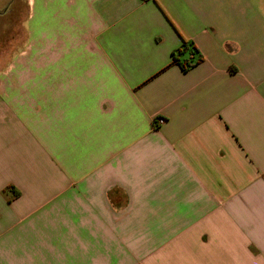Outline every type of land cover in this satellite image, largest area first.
<instances>
[{
  "label": "crops",
  "instance_id": "0c3cea01",
  "mask_svg": "<svg viewBox=\"0 0 264 264\" xmlns=\"http://www.w3.org/2000/svg\"><path fill=\"white\" fill-rule=\"evenodd\" d=\"M24 1L0 264H264V0Z\"/></svg>",
  "mask_w": 264,
  "mask_h": 264
},
{
  "label": "rangeland",
  "instance_id": "374dc122",
  "mask_svg": "<svg viewBox=\"0 0 264 264\" xmlns=\"http://www.w3.org/2000/svg\"><path fill=\"white\" fill-rule=\"evenodd\" d=\"M5 9H10V11L15 10V9L24 11L26 9L25 1L24 0H0V11L5 10ZM16 21H18L19 23L18 18H16L13 15L5 19H2L0 17V43L6 44L7 42H10L12 40L23 41L24 39L23 31L19 30L20 27L17 25ZM25 25H26L25 22H23L24 27ZM7 26H11L10 31H8ZM7 55H11V50L6 47L3 49L0 48V56H7Z\"/></svg>",
  "mask_w": 264,
  "mask_h": 264
},
{
  "label": "trees",
  "instance_id": "16d2710c",
  "mask_svg": "<svg viewBox=\"0 0 264 264\" xmlns=\"http://www.w3.org/2000/svg\"><path fill=\"white\" fill-rule=\"evenodd\" d=\"M192 48V46L188 43H185L183 45V48L182 49H179L177 52H175L173 54V62L175 64H178L181 66V68L184 70V71H188L190 68H192L194 66L193 62L191 61H182L180 58L181 56L183 55L184 51H186L187 49H190ZM202 60V58H200L198 60V62H200Z\"/></svg>",
  "mask_w": 264,
  "mask_h": 264
},
{
  "label": "built area",
  "instance_id": "2783aa9c",
  "mask_svg": "<svg viewBox=\"0 0 264 264\" xmlns=\"http://www.w3.org/2000/svg\"><path fill=\"white\" fill-rule=\"evenodd\" d=\"M156 121H157L156 122V125H161V124L164 123V120L163 119H157Z\"/></svg>",
  "mask_w": 264,
  "mask_h": 264
}]
</instances>
